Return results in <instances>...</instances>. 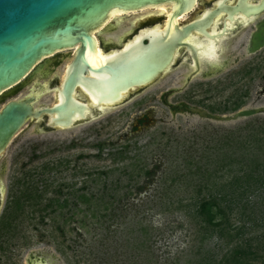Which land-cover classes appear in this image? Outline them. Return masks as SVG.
Listing matches in <instances>:
<instances>
[{
    "label": "rangeland",
    "instance_id": "374dc122",
    "mask_svg": "<svg viewBox=\"0 0 264 264\" xmlns=\"http://www.w3.org/2000/svg\"><path fill=\"white\" fill-rule=\"evenodd\" d=\"M128 28L127 23L105 38ZM245 35L224 49L221 60L227 62L210 78L200 73L186 83L189 66L183 64L176 76L167 74L82 125L43 131L28 121L0 158V264H191L211 250L220 259L228 248L220 250L217 236L202 233V218L187 212L195 209L192 198L217 192L198 194L207 175L198 167L213 172L224 152L233 150L237 157L257 153L264 159V112L214 120L174 112L162 95L174 89L171 104L227 116L264 106V48L249 52ZM65 63L62 58L12 98L48 88ZM53 93L42 94L36 105L52 104ZM218 176L226 181L232 173ZM32 190L40 196L31 197ZM252 236H259L252 242L261 254L252 262L261 264L264 229L247 235Z\"/></svg>",
    "mask_w": 264,
    "mask_h": 264
},
{
    "label": "water",
    "instance_id": "95a60500",
    "mask_svg": "<svg viewBox=\"0 0 264 264\" xmlns=\"http://www.w3.org/2000/svg\"><path fill=\"white\" fill-rule=\"evenodd\" d=\"M197 1L0 0V94L19 84L29 75L32 78L34 74L31 72L37 63L57 51L76 48L77 68L83 62L86 64L87 50L91 52L98 50V39L94 32L105 25L112 11L129 12L168 4L177 15H182L192 11ZM247 5L250 11H261L264 9V0L259 4ZM232 9L239 8L233 6ZM188 29L187 27V31ZM257 37L259 48L264 45V27L257 33ZM173 51V49L161 51L149 48L143 54L131 59L126 68L124 62L121 64L116 62L115 71L111 62H108L100 69L110 70L113 74L111 80L116 75V99H118L120 90L152 82L156 74L171 60ZM76 79L77 71L65 79L64 99L54 105L36 106L40 93H32L19 99L9 100L0 109V158L18 132L31 119H40L44 114L56 113L49 127L68 128L72 125L70 110L73 107L80 110L86 107L73 97ZM188 111L214 120H231L264 112V106L242 108L231 116L212 113L196 106H190ZM2 201V188H0V212Z\"/></svg>",
    "mask_w": 264,
    "mask_h": 264
},
{
    "label": "flooded vegetation",
    "instance_id": "af4514ba",
    "mask_svg": "<svg viewBox=\"0 0 264 264\" xmlns=\"http://www.w3.org/2000/svg\"><path fill=\"white\" fill-rule=\"evenodd\" d=\"M261 1L262 0H198V3L192 11L182 15H177L172 10L171 5H169V13L161 12L159 8L156 7L120 13L118 19H113L112 22L105 24L95 31V35L98 39V47L103 50L106 55H119L118 59H114L112 62L108 61L111 62L115 71L117 65L116 62L120 64L121 62H124V67L126 68L135 57L143 54L144 51L149 48L161 51L173 49L174 51L171 60H169L164 68L156 74L152 82L141 86H129L120 90L118 92L119 94H121L122 91L127 94L123 100L116 102V75L115 78L112 79L113 83H110L113 76L112 72L108 69H100L108 62L99 66H93L86 57V64L83 62L79 64L80 67L77 68V65L75 64L76 48H68L44 57L33 68L31 74L34 75L32 78H30L29 75L19 84L0 94V103H2L0 109L9 100L19 99L17 97L12 98V96L18 94L20 88L26 83L35 79L36 81H39L41 78L47 76L51 72L50 68L56 67L62 63V58L66 61L62 72L63 74H56L48 88L47 86H43L37 93H40L41 96L45 92H54V102L49 105H54L55 103L60 102L58 99L60 95H63V83L65 79L74 75L77 71L73 97L86 105V107L83 110L74 107L72 109L70 108L73 123L68 128H73L89 122L98 118V116L102 115L106 110L116 108V106L132 100L169 73L173 72L172 74L176 76L179 74L176 70H178L183 64L189 66V70L184 74L186 83L196 79L200 73H202L204 79L207 77L210 78L215 75L218 69L226 64L227 59L222 62L221 55L233 38H236L238 35L240 36L241 33L246 34L244 45L249 52H258L264 48V45L259 48L257 46V33L261 31L262 27H264V9L261 11H250L247 5L249 3L259 4ZM233 6H238L239 9H232ZM218 17L219 20L216 21ZM127 23L129 24V28L124 32H121V34L115 33L109 36L110 38H105L107 33L114 32L115 30L117 31L118 28ZM189 25L192 26L189 27ZM187 27L189 28L188 31ZM157 28L163 31L162 34L156 33V35H153L152 31ZM222 33H224L222 36L216 38L217 35ZM191 34L197 36L196 40L214 39L220 42V61L213 64L207 59L199 58V47L197 43H195L196 41L193 37H191ZM176 51L178 53L174 59ZM205 64L209 67L208 71H203L202 69ZM104 72L109 74V77L106 80L109 81L110 87L106 90L101 88L100 97L111 98L114 102L102 103L101 105L99 104L100 102L94 104L90 101L91 98L86 89L80 83V79H88V81H91L92 84H94L97 80L96 76ZM60 79L61 81L59 83ZM179 89L180 88L177 90ZM174 91L175 90L172 89L164 92L162 95L164 103L170 106L174 112L188 111V108L191 105H188L185 102H182L181 104H171L169 102L168 98ZM84 113H87V115L85 114L84 116ZM76 114H78L77 118L74 116ZM56 115V113L44 114L42 118L31 119L30 121H35L39 130L52 131L58 129L48 126L50 121L55 118Z\"/></svg>",
    "mask_w": 264,
    "mask_h": 264
},
{
    "label": "trees",
    "instance_id": "16d2710c",
    "mask_svg": "<svg viewBox=\"0 0 264 264\" xmlns=\"http://www.w3.org/2000/svg\"><path fill=\"white\" fill-rule=\"evenodd\" d=\"M259 140L254 142V146L259 144ZM233 151L224 152L213 172L198 167L202 176L207 174L196 190L198 194L205 189L208 192L215 189L217 192L192 198L189 206L194 205L195 209L187 210L190 216L202 218V233L217 236L222 243L219 249L228 248V251L220 259L212 250L198 254L191 264H260L252 262L261 256L259 244L252 242L259 236L249 238L247 235L264 229V159L257 153H250L247 158L237 157ZM224 170L232 173V176L220 182L217 179L223 175L218 174ZM31 195L34 199L40 196L34 190ZM79 199L84 203L89 201L87 194H82ZM261 264H264V260Z\"/></svg>",
    "mask_w": 264,
    "mask_h": 264
},
{
    "label": "bare ground",
    "instance_id": "6f19581e",
    "mask_svg": "<svg viewBox=\"0 0 264 264\" xmlns=\"http://www.w3.org/2000/svg\"><path fill=\"white\" fill-rule=\"evenodd\" d=\"M197 3H198V1H197ZM149 8H151V7H149ZM156 8H159V10L161 12H168L169 13V5L168 4H161L160 6H156ZM120 13H123V12L117 11V10L112 11L110 17L108 18V21L105 24L112 22L113 19H118ZM219 17H218V19H216V21L219 20ZM152 32H153V35H156V33L162 34L163 31L160 30L159 28H157V29L153 30ZM94 34H95V32H94ZM223 34L224 33L217 35L216 38L222 36ZM171 35H172V31H171ZM191 37H193V39L196 41L195 43H197V45L199 47V58L207 59L208 61H210L213 64H216L220 61V57H219L220 56L219 53L221 50L220 42H218L214 39L196 40L197 36L193 35V34H191ZM177 53L178 52L176 51V53L174 55V59H175ZM86 55H87L88 60L90 61V63L93 66H99V65L104 64L108 61L112 62V60L118 59V57H119L118 54L106 55L103 52V50L99 49V47H98V50L96 52H91L88 49ZM108 77H109V74L107 72L99 74L96 76L97 80L95 81L94 84H92L91 81H88V79H85V78L80 79V83L86 89L87 93L89 94V97L91 98L90 101L92 103L98 104L100 102L99 104L101 105L102 103H113L114 102L113 99H111V98H108V97L101 98L100 97L101 96L100 93L102 90L101 88L106 90V89H109V87H110L109 81L106 80ZM101 80H105V81H101ZM126 94H127L126 92L122 91L120 96L118 97V99H116L115 101L118 102L119 100L120 101L123 100ZM63 99H64L63 95H60L58 100L62 101ZM85 114L87 115V113H84V116H85ZM74 116H75V118H77L78 114H76ZM62 129H66V128H62ZM37 264H42V263L40 262Z\"/></svg>",
    "mask_w": 264,
    "mask_h": 264
}]
</instances>
